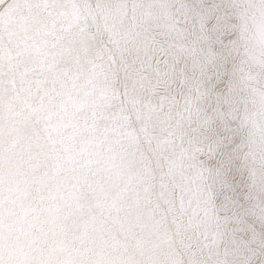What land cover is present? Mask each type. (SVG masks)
Returning a JSON list of instances; mask_svg holds the SVG:
<instances>
[{
    "label": "snow or ice",
    "instance_id": "obj_1",
    "mask_svg": "<svg viewBox=\"0 0 264 264\" xmlns=\"http://www.w3.org/2000/svg\"><path fill=\"white\" fill-rule=\"evenodd\" d=\"M25 11L49 17L56 46L66 28L79 45L86 84L78 96L86 107L73 127L105 125L97 152H107L73 167V193H131L152 205L158 227L187 219L205 246L230 233L243 253L241 264H264V180L250 196L231 159L237 138L221 103L237 79L264 81V40L251 68L235 54L248 46L247 15L240 12L264 18V0H250L243 9L238 0H10L0 10V40ZM63 87L53 80L48 92ZM211 124L215 143L203 144L197 137ZM48 141L55 151L56 136L49 133ZM225 165L239 193L235 200L210 197L200 187L211 167ZM221 209L227 215L221 217ZM121 210L115 201L101 209L109 217ZM0 264H7L3 257Z\"/></svg>",
    "mask_w": 264,
    "mask_h": 264
},
{
    "label": "bare ground",
    "instance_id": "obj_2",
    "mask_svg": "<svg viewBox=\"0 0 264 264\" xmlns=\"http://www.w3.org/2000/svg\"><path fill=\"white\" fill-rule=\"evenodd\" d=\"M9 2L0 4V10ZM249 2L238 0L242 9ZM240 15H247L248 46L235 54L251 68L264 40V18L246 11ZM11 22V33L0 40V257L7 264H241L243 253L230 233L205 246L200 230L187 219L155 225L152 205L144 198L116 188L73 193V167L89 154L102 158L107 152H97L103 122L73 127L86 107L78 96L86 84L79 45L66 28L56 46L57 33L43 13L25 11ZM53 80L64 87L49 94ZM221 103L237 138L232 162L243 174L248 194L255 196L264 180V81L237 79ZM215 129L209 125L197 139L215 143ZM49 133L57 138L55 151ZM152 174L161 175L158 164ZM199 183L213 198L239 196L227 165L211 167ZM114 201L122 210L111 217L102 213L103 205ZM218 214L227 215L223 209Z\"/></svg>",
    "mask_w": 264,
    "mask_h": 264
}]
</instances>
